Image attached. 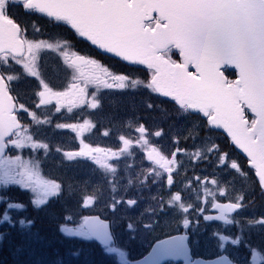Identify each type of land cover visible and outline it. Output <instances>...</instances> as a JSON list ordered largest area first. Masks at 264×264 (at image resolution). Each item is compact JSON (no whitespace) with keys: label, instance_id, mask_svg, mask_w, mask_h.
Instances as JSON below:
<instances>
[{"label":"snow or ice","instance_id":"1","mask_svg":"<svg viewBox=\"0 0 264 264\" xmlns=\"http://www.w3.org/2000/svg\"><path fill=\"white\" fill-rule=\"evenodd\" d=\"M16 9L63 22L91 45L129 65L144 66L146 78L116 72L71 50L66 40L53 43L51 37L34 38L40 33L35 21L31 22L30 38ZM46 50L57 53L70 72L60 90L44 78L41 54ZM24 76L38 81L39 90L33 93L38 102L26 100L14 87ZM101 89H146L170 98L173 112L150 102H145V108L159 109L163 120L176 118L167 129L174 150L166 153L149 139L164 136L163 127L150 132L144 123H138L134 129L137 137L120 135L121 146L112 149L85 141V134L96 127L89 119L53 124L62 110L98 109ZM49 106L53 111H48ZM194 113L201 115L199 123L177 122ZM45 126L53 135L56 130L70 129L78 147L55 143L53 135L43 131ZM215 129L226 133L231 145L244 154L246 164L216 142L210 135ZM182 142L188 146L180 147ZM134 147L142 150L152 166L132 175L129 169L133 165L127 158L134 156ZM24 149L30 150L28 155L23 154ZM53 154L62 158L57 167L87 159L100 175L75 186L46 175L43 166ZM178 156L186 157L188 164L205 165L200 171L207 175L188 176L189 168ZM152 185L158 187V193L146 198L149 205L135 221L127 220L129 239L140 228L154 231L169 212L171 220L185 229L193 220L199 224V217L235 226L234 233L213 232L215 259L194 260L185 233L158 240L143 261L131 260L113 231L116 219L100 215L78 220L65 215L59 231L66 237L98 242L116 264H160L168 257H183L185 264H264V244L250 242L254 230L264 231V212L244 216L255 204L256 195L264 200V0H0V225L18 224L23 229L34 223L18 215L27 211L28 204L7 195L10 186L27 190L29 203L37 210L67 191L78 195L82 208L103 202L116 213L122 207L137 206L142 190ZM133 188L136 195L129 198ZM160 188L168 190L167 199L159 195ZM212 210L215 215L210 214ZM6 235L0 232V241ZM241 244L247 253L243 261L227 247Z\"/></svg>","mask_w":264,"mask_h":264},{"label":"rangeland","instance_id":"2","mask_svg":"<svg viewBox=\"0 0 264 264\" xmlns=\"http://www.w3.org/2000/svg\"><path fill=\"white\" fill-rule=\"evenodd\" d=\"M16 14L17 18L21 20V23L28 26L30 38H33L31 22L35 21V27L40 29V33L36 34L34 38L48 39L49 37H51V42L53 43L58 40H66L72 46L71 50L83 53V55L88 57H91V55H95L92 51L93 48H91L86 42L81 41L73 31V34L70 33L67 30V28L69 27L67 25H64L62 22H45L43 21L42 16L38 14H25L20 9H16ZM41 57V67L44 78L58 90L62 89V87L67 83V79L70 77V72H67L64 69L62 61L57 53L46 50L41 54ZM110 59H107L108 62L101 61L100 59L97 60H99L105 66L111 67L116 72L132 73L134 76H138L141 79L146 78L147 74L145 73L146 71L144 68H141L139 66H129L123 62H120L119 60L113 59L114 61H112ZM123 65H125L127 68L123 67ZM117 68H121L122 71H117ZM15 70L21 71L19 66H15ZM14 87L21 92L26 100L30 102L36 101V97L33 95L35 91L39 90L38 81L36 80V78L24 76L18 83L14 84ZM92 90L93 89H90V91ZM99 95L101 98V106L98 109L83 107L81 109H74L71 113L67 112V110L65 109L62 110L61 113L54 116L53 124L82 123L84 119H89L96 125V127L85 134V141L87 143H91L93 146L116 149L121 146V142L118 139L120 135H125L129 138H136L138 134L134 131L135 127L138 126V123H144L150 132L155 131L159 127H163L166 130L165 135L162 138L160 137L161 140L160 138L150 137L149 139L151 143L155 144L158 147H161V149L166 153L170 152V149L174 147L167 129L168 125L173 123L176 118L173 117L168 120H163L161 118V112L159 111V109H166L168 112H173L174 105L172 101H162L165 99L160 98L158 94L150 93L146 89L125 90L123 92L118 90L101 89ZM145 102L153 103L154 105L159 106V109L148 110L145 108ZM48 111H53V109H51V106H49ZM200 121L201 116L199 114H191L186 117H180L177 122L190 124L191 122L199 123ZM43 131L49 135H53L52 129L47 126H45ZM105 131H108L109 135L104 136L103 133ZM210 135L216 140L217 143L221 144V146L225 150L230 151L235 158H238L240 162L244 164L243 159L236 152L232 151V147L229 144L226 136L214 130L210 133ZM53 139L57 144L71 145L73 148L78 147V140L75 139V133H73L70 129L56 130L53 135ZM180 147L183 146L180 145ZM22 152L24 155H28L30 150L24 149L22 150ZM133 152L134 156L127 158V162L133 165V168L129 169V174L134 175L136 172L146 170L152 166L151 162L147 161L141 149H139L138 147H134ZM178 157L180 158V156ZM61 159L62 158L59 154H53L52 156H50L48 158V161L43 166L45 174L51 175L52 177L63 178L73 183L74 186L84 180H95L100 175V172L98 170L94 172L95 165L87 159H79L72 162H63L60 167H57V165L60 164ZM124 160L125 158L122 157L121 168H123ZM201 168V164H190L187 175H207L206 172L201 173ZM10 188H14L27 194V200L29 201L30 193L27 190L22 191L18 186H10ZM178 188L179 185L174 188V191L178 190ZM162 189L167 190L166 188H160L159 191ZM136 192L137 189H131L128 193L129 198H134ZM157 193L158 187L156 185H152L151 189L144 188L142 190L143 198L139 201L137 206L131 209L122 207L116 213H112L110 210L104 207L103 202L97 204L93 208H82L78 203V195H70L67 191H65L60 197L50 199L49 203L46 206L38 210L34 209L29 203V209L31 213L27 208L26 212L21 211L18 213V215L21 217L32 219L34 221L33 225L25 226L22 229L21 226L17 224L15 227H12L11 231H7L5 233H8L9 236L13 235V239L11 238L13 243H19L15 246V250H20L21 255L25 253L23 249H27L28 259H26V262L30 264L35 263L33 251L39 247L42 248L43 242H47L42 233L44 230L48 231V226L50 227L48 218L55 219L51 222H54V224L56 225V231L59 233L61 240L66 244L68 241L72 242L71 244L74 249H71L73 250L71 253L66 252L63 255V264H92L94 263L91 261L93 252H97L98 256H100L98 262H95L96 264H116L115 258L105 254L102 247L96 242L83 241L80 238L66 237L63 233H61L59 231V225L64 222L63 217L65 215H74V219L78 220V218L81 216L98 214L103 219L108 218L109 220H113L115 218L116 222L112 226L117 230L118 241L121 245L126 246V249L130 254L129 257L130 259H132L134 256L144 252L147 249L141 248L147 240V235L141 236V238H136L134 240L130 239L127 246L126 244L128 233L123 234V228L125 229L124 224L128 219L135 221L139 217L143 209L149 205V201L146 198ZM164 198L167 199L166 196H164ZM73 199H75L74 202H72ZM51 205L53 206V209H50ZM66 210L69 213L63 215ZM261 212H264V200H262L259 195H256L255 204L252 208L244 212V216L251 217L253 214L259 215ZM13 215L14 218L17 215L15 210H13ZM35 216L40 219V224L36 227L35 225L37 224L35 222ZM171 216L172 213L169 212L168 216H162L160 218L161 225L156 227L155 230L152 231L154 235L153 237L157 238L163 236L166 233L181 229V226L183 225L178 224L175 220H171ZM120 217H125L126 219H119ZM43 219H45L46 223L49 224L48 226L43 225ZM58 222H60L59 225ZM145 222H148L147 219H145ZM8 226L9 225H7V223H5L4 225H0V230L6 231V228H8ZM139 230L143 231V228H140ZM126 231H128L127 228ZM198 236L200 235H197L194 238L197 251L204 254L207 252H212L211 248L209 250L207 249V247L211 246L208 239L200 240ZM250 242L253 245L264 244V231L254 230L252 232ZM57 250L58 248H52V254L54 255H49L52 258L58 255L56 257V261H54L52 264H61L60 254L62 251L57 254ZM246 255V249L243 248L242 261L244 260Z\"/></svg>","mask_w":264,"mask_h":264},{"label":"flooded vegetation","instance_id":"3","mask_svg":"<svg viewBox=\"0 0 264 264\" xmlns=\"http://www.w3.org/2000/svg\"><path fill=\"white\" fill-rule=\"evenodd\" d=\"M38 15H40V16H42V19H43V21H45V22H52V23H55V22H53L52 20H50L49 18H47V17H44L42 14H38ZM63 23V22H62ZM69 27V26H68ZM70 30L71 31H73L71 28H70ZM74 32V31H73ZM78 37V36H77ZM76 38V37H75ZM81 41H83V42H86L84 39H82L81 37H78ZM95 50V49H94ZM96 51V50H95ZM94 52V51H93ZM97 52V51H96ZM99 53V52H98ZM79 54H82L83 55V53H79ZM96 54V53H95ZM102 55H105L106 56V59H101V58H98L96 55H91V57L90 58H93V59H100L101 61H106L107 59H110V58H112V56H109V55H106V54H102ZM111 60V59H110ZM23 102V101H22ZM200 115V114H199ZM201 116V115H200ZM25 122H27V120H25ZM222 134V133H221ZM222 135H224V134H222ZM225 136V135H224ZM163 137V136H162ZM161 137V138H162ZM161 138H160V140H161ZM227 140H228V138H227ZM229 141V140H228ZM191 142L189 141L188 142V144H190ZM188 144H185V143H181V146H187ZM229 144H230V142H229ZM231 145V144H230ZM231 147H232V151H234V152H236L242 159H243V163L244 164H246V158L245 157H243L241 154H239L237 151H236V149L231 145ZM174 150V147H172L171 149H170V151H173ZM178 159H183V160H185V162H186V166L188 167V168H190V164H188L187 163V158L186 157H183V156H180V158L178 157ZM196 165V164H195ZM205 165H203V164H201V167H204ZM183 171V170H182ZM176 186H174L173 188H172V191L174 192V188H175ZM159 195H162V196H166V197H168V191L167 190H165V189H162V190H160L159 191ZM60 197V196H59ZM255 199H256V196H255ZM75 201V199H73L72 200V202H74ZM68 206H70V205H68ZM67 213H69L67 210L65 211V213H63V215H65V214H67ZM210 214H213V215H215V210H212L211 211V213ZM190 219H193V217L192 216H190L189 217ZM108 219V218H107ZM126 224H127V222L124 224V226H125V229L123 228V234H127L128 233V235H127V246H128V243H129V241H130V239H129V232L128 231H126ZM112 228H113V231H114V227L112 226ZM218 229H221V230H224L226 233H227V231H231V232H236V228H235V226H232V227H225L223 224H222V222H220V221H204L203 220V218L202 217H199V224H196L195 223V220H193V223L189 226V228L188 229H185L183 226H181V229H179V230H174L173 232H169V233H166V234H164L163 236H160V237H153L154 235H153V232H151V233H149L147 230H144L143 229V231H140V230H138L134 235H135V238L134 239H136V238H141V236H146L147 235V240H146V242L142 245V247L141 248H143V249H146L144 252H142V253H140V254H138V255H136V256H134L131 260H134V259H136V258H139V257H142V256H144L149 250H150V248L152 247V245L156 242V241H158V240H163V239H167L169 236H178V235H183V234H185V233H187L188 235H189V241H188V245H189V249H190V254H191V256H192V258L193 259H195V258H198V257H200V258H203V259H211V258H214V257H216V252H215V245H216V243H217V239H216V237H214L213 236V232L215 231V230H218ZM115 232V231H114ZM148 233V234H147ZM115 234H116V236H117V230H116V232H115ZM197 235H200V236H198L199 237V239L200 240H207L208 239V241H209V244L211 245L210 247H207V249L209 250L210 248H211V250H212V252H207V253H199L198 251H197V249H196V246H195V237L197 236ZM118 238V237H117ZM133 239V240H134ZM228 247V249H229V251L230 252H233V253H235V252H238V254H239V257H240V259L242 260V254H243V248H244V246H243V244H241L240 246H232V245H228L227 246ZM130 255V254H129ZM130 258V257H129ZM162 264H183V262L180 260V258H178V259H175V260H171V259H167V260H165V261H163V263Z\"/></svg>","mask_w":264,"mask_h":264},{"label":"trees","instance_id":"4","mask_svg":"<svg viewBox=\"0 0 264 264\" xmlns=\"http://www.w3.org/2000/svg\"><path fill=\"white\" fill-rule=\"evenodd\" d=\"M18 19V18H17ZM20 22L21 20L18 19ZM67 30L72 33V31L67 28ZM73 34V33H72ZM94 54L101 59H106V56L104 55H100V53L96 52L93 48ZM112 61H114L113 59H111ZM106 62H108L106 60ZM123 67L127 68L125 65H123ZM122 69L117 68V71H119ZM146 71V69H145ZM146 73V72H145ZM147 74V73H146ZM161 98V97H160ZM163 99V98H162ZM161 101V100H159ZM165 102H168L166 99L162 100ZM7 195L11 196L13 199L24 202L25 204H28V209H29V201L27 194L16 190L14 188H9L8 192L6 193ZM57 208V207H55ZM50 209H53V206L51 205ZM29 212L31 213L30 209ZM49 223H50V227L48 226L49 224L46 223V220L43 219V225L48 226V231L44 230L42 235L44 236L45 240L47 242H43V246L42 248H37L36 250L33 251V257H34V262L35 263H31V264H52L54 261H56V257L58 255H56L54 258H52L49 255H54L52 254V248H58L57 250V254L60 253V259H61V264L64 263L63 260V255L66 252L71 253L74 249L72 247V242L68 241L67 244L65 242H63L59 236V233L56 231V225L54 224L55 219H50L48 218ZM35 222L38 226L40 223V219H38L37 216H35ZM60 224V222H58V225ZM53 225V226H52ZM12 227L8 226V228H6V231L0 230V232H7V231H11ZM13 235H6L5 239H3L2 241H0V264H30L28 262H26V259H28L27 257V249H23V251L25 253H23L22 255L20 254L21 251H16L15 250V246L18 245L19 243H13V241L11 240ZM13 239V238H12ZM70 248V249H69ZM73 249V250H71ZM48 254H46V253ZM17 253V254H16ZM18 255V256H17ZM100 258V256H98L97 252H93L92 256H91V261L94 262L92 264H96L95 262H98V259Z\"/></svg>","mask_w":264,"mask_h":264},{"label":"water","instance_id":"5","mask_svg":"<svg viewBox=\"0 0 264 264\" xmlns=\"http://www.w3.org/2000/svg\"><path fill=\"white\" fill-rule=\"evenodd\" d=\"M82 39H84V38H82ZM84 40H86V39H84ZM87 41V40H86ZM90 45H91V43L89 42V41H87ZM91 46H93V45H91ZM94 48H96L99 52H101V53H105V54H108V55H111V56H113L114 58H116V59H119L118 57H115L113 54H110V53H106V52H104L103 50H101V49H99V48H97L96 46H93ZM120 60V59H119ZM122 61V60H121ZM124 62V61H123ZM124 63H126V62H124ZM126 64H128V63H126ZM129 65V64H128ZM139 66V65H138ZM141 67H143L144 68V66H141ZM160 97H162V96H160ZM162 98H165V99H168V100H171L170 98H167V97H162ZM214 131H216V132H220V133H222V134H224L226 137H227V135H226V133H224L223 132V130L222 129H215ZM228 138V137H227ZM229 140V139H228ZM229 142H230V140H229ZM230 144H231V142H230ZM233 146V145H232ZM234 147V146H233ZM235 148V147H234ZM236 149V148H235ZM236 151L239 153V154H241L243 157H245L244 156V154L243 153H241L238 149H236ZM93 215H95V214H93ZM157 242V241H156ZM155 242V243H156ZM155 243L152 245V247L155 245ZM152 247L150 248V250L144 255V256H142V257H140V258H138V259H135L134 261H143V258L145 257V256H148V254L152 251ZM191 255V254H190ZM178 258H180V260L183 262V264H185V260H184V258L183 257H168V258H164V259H162V260H160V264H162L163 263V261H165V260H167V259H171V260H175V259H178ZM216 257H214V258H211V259H203V258H200V257H198V258H195V259H202V260H213V259H215ZM194 259V260H195Z\"/></svg>","mask_w":264,"mask_h":264},{"label":"bare ground","instance_id":"6","mask_svg":"<svg viewBox=\"0 0 264 264\" xmlns=\"http://www.w3.org/2000/svg\"><path fill=\"white\" fill-rule=\"evenodd\" d=\"M195 114V113H194Z\"/></svg>","mask_w":264,"mask_h":264}]
</instances>
